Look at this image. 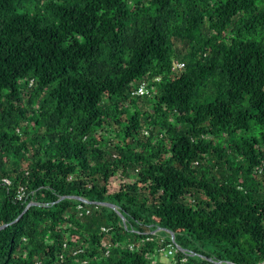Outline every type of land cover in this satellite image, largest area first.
Instances as JSON below:
<instances>
[{"label": "trees", "instance_id": "trees-1", "mask_svg": "<svg viewBox=\"0 0 264 264\" xmlns=\"http://www.w3.org/2000/svg\"><path fill=\"white\" fill-rule=\"evenodd\" d=\"M2 225L0 264H264V0H0Z\"/></svg>", "mask_w": 264, "mask_h": 264}, {"label": "built area", "instance_id": "built-area-1", "mask_svg": "<svg viewBox=\"0 0 264 264\" xmlns=\"http://www.w3.org/2000/svg\"><path fill=\"white\" fill-rule=\"evenodd\" d=\"M179 67H183V64H179ZM149 94L148 88L144 85V84H140L139 87L136 89V91L134 92V95L137 96H144ZM3 184L4 185H9L10 182L7 179H3ZM17 199H23L26 197V193L25 190L23 188H20L17 193H16ZM79 209H81V207L79 206ZM86 213H88V211H86ZM161 251L165 252V256H169L172 257L174 256V254L177 252V247L173 244H168L164 249H162ZM187 261V259L185 257L180 258V260H175L173 261L171 264H185Z\"/></svg>", "mask_w": 264, "mask_h": 264}, {"label": "water", "instance_id": "water-1", "mask_svg": "<svg viewBox=\"0 0 264 264\" xmlns=\"http://www.w3.org/2000/svg\"><path fill=\"white\" fill-rule=\"evenodd\" d=\"M68 198H76V199H78V200H80V201H82V202H85V203H90L89 201H87V200H85V199H83V198H81V197H74V196H67ZM102 205H105V206H107V207H109V208H111V209H113V210H115L116 212H117V214L120 216V218H122V220L124 221V218H123V215L118 211V209L116 208V206L115 205H113V204H110V203H101ZM31 205H35V203H29L26 207H25V209H24V211L22 212V214L31 206ZM21 214V215H22ZM20 215V216H21ZM19 216V217H20ZM18 219V218H17ZM16 219V220H17ZM15 220V221H16ZM7 225H2V226H0V229H2V228H4V227H6ZM168 233H169V235H170V237L172 238V240L174 241V233L173 232H171V231H167ZM177 248H179V246H176ZM231 264V263H230ZM261 264H263V263H261Z\"/></svg>", "mask_w": 264, "mask_h": 264}, {"label": "rangeland", "instance_id": "rangeland-1", "mask_svg": "<svg viewBox=\"0 0 264 264\" xmlns=\"http://www.w3.org/2000/svg\"><path fill=\"white\" fill-rule=\"evenodd\" d=\"M151 258L154 262L159 264H171V258L169 256H165V252L163 251H160L158 255L151 256Z\"/></svg>", "mask_w": 264, "mask_h": 264}]
</instances>
